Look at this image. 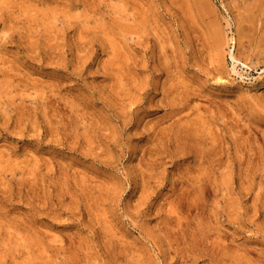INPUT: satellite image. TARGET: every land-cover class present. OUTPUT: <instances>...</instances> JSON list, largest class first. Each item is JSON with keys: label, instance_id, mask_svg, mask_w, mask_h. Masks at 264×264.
<instances>
[{"label": "rangeland", "instance_id": "1", "mask_svg": "<svg viewBox=\"0 0 264 264\" xmlns=\"http://www.w3.org/2000/svg\"><path fill=\"white\" fill-rule=\"evenodd\" d=\"M263 69L264 0H0V264H264Z\"/></svg>", "mask_w": 264, "mask_h": 264}, {"label": "bare ground", "instance_id": "2", "mask_svg": "<svg viewBox=\"0 0 264 264\" xmlns=\"http://www.w3.org/2000/svg\"><path fill=\"white\" fill-rule=\"evenodd\" d=\"M231 57H232V56H231ZM232 58H233V57H232ZM233 59H234V58H233ZM235 61H236V60H235ZM243 66H244V65H243ZM263 71H264V69H263ZM263 71H262V72H263Z\"/></svg>", "mask_w": 264, "mask_h": 264}]
</instances>
